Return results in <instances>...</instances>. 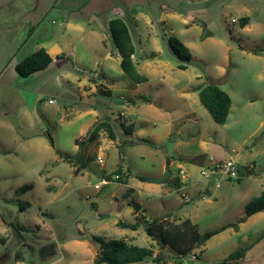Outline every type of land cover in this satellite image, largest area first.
<instances>
[{
    "label": "rangeland",
    "instance_id": "obj_1",
    "mask_svg": "<svg viewBox=\"0 0 264 264\" xmlns=\"http://www.w3.org/2000/svg\"><path fill=\"white\" fill-rule=\"evenodd\" d=\"M62 1L0 0V264H93L94 237L151 250L134 264H216L244 247L243 264H264V212L248 217L244 209L264 190V0H80L90 2L83 33L66 28ZM115 18L127 21L140 84L106 58L116 51L105 28ZM171 37L189 49V62L172 52ZM55 42L58 61L16 74L18 62ZM79 75L96 88L89 98H81ZM208 84L230 97L222 125L199 102ZM93 114L111 124L114 140L101 131L87 142ZM229 157L238 180L199 174ZM119 165L126 184L113 176L94 188ZM166 169V183L145 182ZM186 219L200 236L217 232L199 248L189 242L186 257L144 231L152 220Z\"/></svg>",
    "mask_w": 264,
    "mask_h": 264
},
{
    "label": "trees",
    "instance_id": "obj_2",
    "mask_svg": "<svg viewBox=\"0 0 264 264\" xmlns=\"http://www.w3.org/2000/svg\"><path fill=\"white\" fill-rule=\"evenodd\" d=\"M248 22L247 18L240 19L241 27L243 28ZM108 30L114 48L120 56L119 67L122 72L127 75L136 84L146 81V78L140 76L135 65L131 59L135 49L132 43L130 30L125 19L115 18L108 22ZM168 44L172 52L183 62L191 60L189 49L177 38H169ZM52 63L50 55L44 50L39 49L36 52L26 56L23 60L15 65V72L21 77H28L32 74L45 70ZM179 69L185 70V65H180ZM199 102L202 107L208 112L211 119L218 125L226 122L228 111L231 105L230 97L222 91L216 84H208L201 88L198 93ZM104 131L112 140L115 139V133L108 121H98L91 129L87 142H93L99 136V133ZM85 140H76L75 144L84 148ZM82 164L81 157H76ZM205 159V156L195 158L193 162L200 165ZM84 167V165H82ZM115 176L120 183L126 184L128 172L119 165L112 173L106 176V180L110 181ZM20 209L30 206L29 203H21ZM136 211L139 210L138 205H135ZM245 214L249 217L260 212H264V190L260 195L245 205ZM117 226L121 228H128L136 231L138 224H124L121 221L117 222ZM146 235L162 247L169 246L179 256L186 257L193 250L186 248L189 242H194V249L199 248L212 235L217 232H207L200 236L196 230V226L186 219L180 225L163 226L161 221L152 220L147 222L144 226ZM93 241L98 246V253L96 254L93 264H134L140 263L145 259L151 257L150 249L137 247L127 244L123 240H105L100 237H94ZM247 247L238 249L230 253L224 260L216 264H243Z\"/></svg>",
    "mask_w": 264,
    "mask_h": 264
},
{
    "label": "crops",
    "instance_id": "obj_3",
    "mask_svg": "<svg viewBox=\"0 0 264 264\" xmlns=\"http://www.w3.org/2000/svg\"><path fill=\"white\" fill-rule=\"evenodd\" d=\"M64 2L63 3V7H65L64 9V12H66L67 14V17L63 18V23H65L66 25V28L68 29H71V30H74V31H78L80 33H83L84 32V28L79 25V21H81V16L85 13L86 9L88 6H86L88 3H90L89 1L86 2V3H81L80 0H64L62 1ZM80 5V6H79ZM68 8L70 10H68ZM130 20V19H128ZM132 20V18H131ZM110 20L107 21V23L109 22ZM108 25V24H107ZM108 26H105V28H107ZM107 38V36H106ZM43 47H45L44 49L47 51V53L50 55L51 59H52V62L54 61V58L56 56V60L58 61L60 59V55H63V52H62V49H60V45L55 42L53 45L50 46V48H46V45H44ZM135 49V47H134ZM113 56L114 60L117 58V64L119 65V62H120V56L119 54L117 53V51H111L110 55L108 54L106 56V58H111ZM80 77H78L77 79V82L80 84V86L78 87V90L80 91V95H81V98H84V97H88L89 98V95L96 89L95 87H93V85H91L92 87L90 86H87L88 84H85L86 82L84 80H87L89 81L90 78L89 77H86V76H83L81 77V75H79ZM99 78H100V75H99ZM85 82V83H84ZM95 85H98L97 83H94ZM50 102V101H49ZM53 102V101H52ZM94 108V107H93ZM95 109V108H94ZM85 116H91L92 113L91 111H86L84 113ZM94 118L92 120H90V123H88L87 126H93L94 124H96V122H98V117L97 115L93 114Z\"/></svg>",
    "mask_w": 264,
    "mask_h": 264
},
{
    "label": "built area",
    "instance_id": "obj_4",
    "mask_svg": "<svg viewBox=\"0 0 264 264\" xmlns=\"http://www.w3.org/2000/svg\"><path fill=\"white\" fill-rule=\"evenodd\" d=\"M98 161L99 163L103 162L101 159H99ZM246 171L248 172L249 168ZM239 173L240 172L238 169V164L231 157L217 164H212L211 166H208L206 168H201L199 171V174L203 179L219 180V181L232 180V179L238 180L240 178ZM107 183H109L107 180H102L101 183L97 186H94V188H99L100 186L105 185ZM215 188H219V183L215 185ZM188 201H189L188 198L184 200V202H188ZM190 258L193 260L196 258V255L192 254L190 255ZM175 264H188V263L183 258H180L179 261L176 262Z\"/></svg>",
    "mask_w": 264,
    "mask_h": 264
},
{
    "label": "water",
    "instance_id": "obj_5",
    "mask_svg": "<svg viewBox=\"0 0 264 264\" xmlns=\"http://www.w3.org/2000/svg\"><path fill=\"white\" fill-rule=\"evenodd\" d=\"M168 178H169V172L166 169L165 174L161 178H159V179H148V180H145V182L150 183V184L162 185V184L166 183Z\"/></svg>",
    "mask_w": 264,
    "mask_h": 264
}]
</instances>
